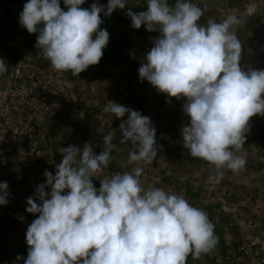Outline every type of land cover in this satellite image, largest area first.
I'll list each match as a JSON object with an SVG mask.
<instances>
[{"label": "clouds", "instance_id": "1", "mask_svg": "<svg viewBox=\"0 0 264 264\" xmlns=\"http://www.w3.org/2000/svg\"><path fill=\"white\" fill-rule=\"evenodd\" d=\"M104 1L107 5L93 3L89 9L86 0H64L65 11L60 0H23L19 23L30 34L38 33L36 47L54 70L79 76L99 64L109 42L105 29L110 16L127 5V0ZM172 4L147 0L143 5L147 11L127 12L133 28L143 25L159 33L138 69L140 80L169 97L186 98L183 112L189 121L181 135L192 157L214 165L217 178L223 177L224 169L238 174L247 161L235 153L245 144L249 121L264 116V70L241 67L242 44L231 29L243 21L235 10L222 22L209 18L201 25L205 9L191 0ZM101 13L109 16L108 26L102 29ZM7 70L0 59V75ZM103 111L117 118L128 114L119 125L120 143L130 142L128 162L136 167L100 179L97 189L93 178L108 166L117 149L114 134L103 137L104 150L98 154L90 143L82 149L62 147L55 174L45 170L46 183L36 186L35 195L27 199V212L39 215L26 232L27 258L17 260L24 264H186L189 254L197 259L214 248V225L205 211L182 195L155 187L159 177L147 188L142 184L140 165L152 164L158 154L151 119L113 101H107ZM8 197L9 185L2 182L0 205H7Z\"/></svg>", "mask_w": 264, "mask_h": 264}, {"label": "rangeland", "instance_id": "2", "mask_svg": "<svg viewBox=\"0 0 264 264\" xmlns=\"http://www.w3.org/2000/svg\"><path fill=\"white\" fill-rule=\"evenodd\" d=\"M204 1L209 7L199 23L206 25L209 18L222 22L231 10H235L243 21L231 29L242 44L241 67L245 70H264V21L255 15L256 9L245 0L230 2V6L234 5L232 9L225 8L222 0ZM145 2L147 0H127L124 9L118 8L111 14L110 25L105 29L110 34L108 45L99 64L89 66L74 78L73 87L67 95L70 101L64 118L55 119L59 130L54 134L52 147L63 158L62 147L75 145L82 149L85 143H90L93 152L98 154L104 150L103 137L112 132V142L117 149L112 151L108 166L94 178L131 171L136 167L135 163L128 162L132 146L130 142L120 143L122 133L119 131L120 123L128 118V114L117 118L103 109L107 101H113L141 112L151 119L158 146L153 163L140 165L143 168V186L147 188L154 177H159L160 183L155 187L182 195L192 206L205 211L213 225L221 228L224 243L231 244L238 238L233 228H237L244 237L250 229L253 232L264 227V116L256 115L249 121L245 144L235 153L247 161L238 174L224 169L223 177L217 178L214 165L192 157L184 148L181 135L183 125L189 121L183 112L186 98L177 99L160 93L147 80L142 82L139 77L138 69L153 47V38L159 33L149 32L143 25L139 29L133 28L127 12L129 9L135 13L147 11L143 6ZM191 2L194 3L193 0ZM171 3L174 5L175 0H169ZM4 20L5 17L0 16V21L4 23ZM116 52L120 60L115 68H104L99 75L92 74L100 72L99 65L104 59L113 58ZM138 102H141L140 109ZM161 104L164 109L160 108ZM147 109H159L162 115L167 114L165 122H154L155 114ZM94 186L99 189L100 182ZM190 192L195 196H190ZM261 237H264V232Z\"/></svg>", "mask_w": 264, "mask_h": 264}, {"label": "built area", "instance_id": "3", "mask_svg": "<svg viewBox=\"0 0 264 264\" xmlns=\"http://www.w3.org/2000/svg\"><path fill=\"white\" fill-rule=\"evenodd\" d=\"M93 3L107 5L104 0L85 2L89 9ZM194 3L202 9L208 8L204 0ZM20 4L8 6L10 33L0 34V59L8 66L7 72L0 75V183L9 185V202L0 205V264H24V260L17 257L27 258L26 232L39 215L27 212V199L35 195L36 186L46 183L45 170L55 174L56 165L62 161L52 147L53 127L55 119L64 118L70 101L68 92L74 78L78 77L70 71L54 70L44 59L36 47L38 33L30 34L19 23L24 3ZM263 4L264 0H250L255 12L263 13ZM108 18L101 13V29L108 26ZM2 28L0 21V30ZM46 191L51 189L46 188ZM251 231L244 237L239 233L236 247L225 243L224 254L214 247L207 252V258L199 261L200 257H192L186 262L264 264V237L260 242L253 241L254 234L263 233L264 227Z\"/></svg>", "mask_w": 264, "mask_h": 264}, {"label": "trees", "instance_id": "4", "mask_svg": "<svg viewBox=\"0 0 264 264\" xmlns=\"http://www.w3.org/2000/svg\"><path fill=\"white\" fill-rule=\"evenodd\" d=\"M234 0H222L221 2L222 3H225V4H229L230 6V2H232ZM248 1L250 3V0H245V2ZM252 1V0H251ZM23 2V0H15V2H13L12 0H0V16H4L5 17V20H4V23H3V28L0 30V34L1 35H7L8 33H10V29H11V25H10V22H9V17H8V14H7V8L8 6H10L12 3H16L17 5H21L20 3ZM60 5H61V8L65 11H67V6L64 4V0H60ZM227 6V5H225ZM228 6V7H229ZM234 6V5H233ZM82 7V5H81ZM258 7H261V6H258ZM263 7V6H262ZM256 13V16H258V19H263L264 21V12L263 13H260V12H255ZM251 22H252V19H251ZM120 60V57L118 55V53H113V58L111 57L110 59H104L103 62L99 65L98 68H100V72H96L94 71L92 74L93 75H99L102 70L101 69H104V68H115L117 62ZM90 78V77H89ZM138 107L139 109L141 108V102H138ZM160 108L161 109H164V106H162V104L160 105ZM147 111H149L151 114H155L154 116V122L156 123H164L165 120H166V117H167V114L165 115H162L161 114V110H157V111H152L150 109H147ZM142 114V113H141ZM57 130H59V126L58 125H55L53 127V131L54 133H57ZM52 134V132H51ZM99 179V180H98ZM100 179H103V176L101 178H96L94 179L93 178V184L96 185L97 183L100 182ZM190 196H195V194H191V192L189 193ZM207 210H209L208 207H206ZM210 211V210H209ZM211 213V212H210ZM233 232L235 231L236 235H239V230L237 228H233ZM221 228L220 227H217V226H214V235L215 237L217 238V243L214 247H216V250L220 253V254H224L225 253V243L223 241V235L221 234ZM260 235H256L254 234L255 236H258V237H255L253 236V241H257V242H260L262 241L261 239V232L259 233ZM238 243V239L233 241L231 243L232 246H235L237 245ZM236 247V246H235ZM202 257L203 258H207L208 257V253L205 252V253H202L200 255V258H199V261L202 260ZM188 258H192V255L189 254Z\"/></svg>", "mask_w": 264, "mask_h": 264}, {"label": "water", "instance_id": "5", "mask_svg": "<svg viewBox=\"0 0 264 264\" xmlns=\"http://www.w3.org/2000/svg\"><path fill=\"white\" fill-rule=\"evenodd\" d=\"M147 7V6H146Z\"/></svg>", "mask_w": 264, "mask_h": 264}]
</instances>
